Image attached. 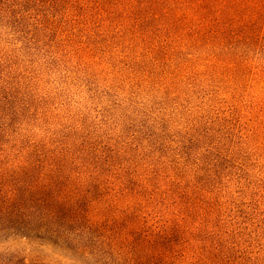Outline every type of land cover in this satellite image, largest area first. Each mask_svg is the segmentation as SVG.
<instances>
[{"label": "rangeland", "instance_id": "rangeland-1", "mask_svg": "<svg viewBox=\"0 0 264 264\" xmlns=\"http://www.w3.org/2000/svg\"><path fill=\"white\" fill-rule=\"evenodd\" d=\"M0 264H264V0H0Z\"/></svg>", "mask_w": 264, "mask_h": 264}]
</instances>
